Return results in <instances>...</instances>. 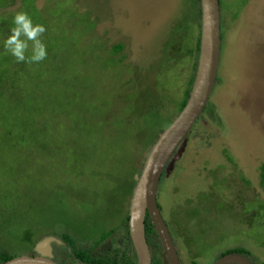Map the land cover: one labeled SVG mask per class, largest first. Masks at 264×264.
I'll return each mask as SVG.
<instances>
[{
  "label": "rangeland",
  "instance_id": "1",
  "mask_svg": "<svg viewBox=\"0 0 264 264\" xmlns=\"http://www.w3.org/2000/svg\"><path fill=\"white\" fill-rule=\"evenodd\" d=\"M11 1L7 12L20 7V0ZM22 4L34 6L46 28L42 39L52 42L57 56L51 66L58 67V75H67L73 87L59 84L52 98L68 97L75 106V92L81 102L73 115L82 118L85 129L75 133L69 119L55 138L56 147L62 143L52 161L35 163L29 173L20 171L10 179L23 184L16 188L23 200H11L7 193L12 184L0 180V219L13 203L24 213H18L16 224L14 219L5 224L0 245L25 255L28 244L7 233L11 229L21 238L29 228L34 235L44 234L38 243L47 244L57 261L81 264L59 237L49 235L77 230L79 240H94L110 227L117 230L128 213L138 164L178 115L195 62L193 51H186L191 52L198 35V15L189 7L191 0ZM219 6L221 50L210 108L175 164L163 173L156 199L182 264H212L219 253L233 248L250 253L251 264H264V210L259 209L264 205L259 183L264 161V0H220ZM113 44L123 45V64L112 59L108 45ZM92 113L99 122L90 121ZM42 153L37 160H46Z\"/></svg>",
  "mask_w": 264,
  "mask_h": 264
},
{
  "label": "trees",
  "instance_id": "2",
  "mask_svg": "<svg viewBox=\"0 0 264 264\" xmlns=\"http://www.w3.org/2000/svg\"><path fill=\"white\" fill-rule=\"evenodd\" d=\"M22 2L23 0H20V7L14 12H7L12 1L0 0V13L4 15L3 13L6 12V15H4L5 17L2 15L0 16V180L2 182H4L3 180H7V182H5V185L7 186L12 184V193H7L11 200H16L17 198L22 199L24 196H17L18 191H16V188L19 187L17 190H20L22 188L21 185L23 184L17 183L14 179H10L15 178L20 171L29 173L27 169L34 167L35 163L42 165L43 162L45 164L48 161H52L53 156L58 154V151L56 152V150L62 143L60 142L56 147L55 138H57L58 135L63 134V129H65L69 119L71 120L72 130L75 133L79 134L85 129L84 122L81 120L82 118L79 119L73 115V110H77L75 107L79 109L78 104L81 102L80 97L75 92L73 99L76 100L75 106L74 101H71L68 97L62 98L61 100H55V98H52L59 84L62 86H69L71 83L67 80V75H58V67L51 66L52 62H54L57 57L56 54H53V48L50 47V44L52 43L51 41L47 38L43 40L46 44L48 54L47 59L38 65L17 63L12 56L5 54L2 46L3 39L10 34L9 28L15 12L23 10L32 17L34 23H39L37 19L38 15L34 6L31 4L29 6H23ZM191 3L192 6H189L190 9H195L198 15L197 21L195 20L198 35L194 37V44L191 52L186 51V54H191L193 51L195 62L191 71L192 75L189 76L182 94L183 99L178 104V113L184 107L189 97L195 77L199 54L201 25L200 1L191 0ZM191 24L193 27V23L188 22L189 28L191 27ZM108 48L111 49L112 54L115 55L113 57L111 55L112 59L117 63L122 62L123 64L124 56L121 54L123 51V45L113 44L111 46L108 45ZM119 56L121 57L119 58ZM215 83H217V77ZM113 87H115L114 84ZM71 89L73 90L72 85ZM70 101L72 102V105H67ZM58 107H60V110H58ZM209 108L210 106L207 103L205 109L188 133L186 142L195 128H198L197 125L201 116L205 111L209 110ZM59 112L62 117L58 116ZM89 119L90 121L97 123L100 118H98V115L92 113ZM96 130H98V128H96ZM149 150L150 149H148V151ZM39 151L40 153L44 152L45 161L40 158L37 160ZM41 155H43V153ZM49 155L51 156L50 159L48 158ZM226 158L228 161H231L229 156ZM33 159H35V161H33ZM142 163L138 164L137 170H139V166L142 168ZM173 164H175V161H173L172 165ZM21 167L23 168L21 169ZM259 171V183L264 191V161L259 166ZM162 177L163 174L161 178ZM242 180L245 184H248L246 179L242 178ZM4 189L7 191L5 186ZM25 189L26 187L23 186L21 191L23 195H27L28 193V190ZM11 209L12 215L9 213ZM259 209L264 210V205H260ZM10 210L8 211L5 209L0 219V236L2 237L4 235V238H6V230H4L5 224L10 219H14L15 223L18 213L20 216H23L24 214L19 212L20 209L15 203L11 204ZM22 211L25 212L26 210L24 209ZM127 220L128 213L125 212L120 225L117 226V230L116 226L110 227L109 230L106 229L104 232H101L98 238L94 240H87L90 239L89 237L79 240L77 237V230L74 232H52L49 236L59 237L60 240L71 249L74 257L73 260H76L81 264H136V256L128 235ZM144 233L150 253L151 264H164L160 242L147 215L144 221ZM23 234L24 236L20 238L17 236L18 234L11 229L7 233L8 236L10 235L11 239H14L17 242L19 241V243L26 242L28 244L29 249L27 252H24L26 253L25 256H35L36 245L40 241L38 237H44V234L34 235L33 231L29 228L23 231ZM10 242L13 243L12 241ZM262 244L264 246V243ZM233 253L244 256L250 255V253L243 248H233L224 251L220 256ZM18 256L23 255L12 253L9 248L0 245V264ZM59 264H66V262L61 260Z\"/></svg>",
  "mask_w": 264,
  "mask_h": 264
},
{
  "label": "water",
  "instance_id": "3",
  "mask_svg": "<svg viewBox=\"0 0 264 264\" xmlns=\"http://www.w3.org/2000/svg\"><path fill=\"white\" fill-rule=\"evenodd\" d=\"M200 1V42L197 68L189 97L177 117L162 131L151 146L128 207V235L136 256V264H151L145 240L144 221L149 217L162 248L164 264H180L175 245L157 204V188L161 176L182 153L186 137L205 109L212 93L220 57L219 0ZM35 256H18L3 264H59L53 260L51 248L38 243ZM215 264H251L247 257L226 254Z\"/></svg>",
  "mask_w": 264,
  "mask_h": 264
},
{
  "label": "clouds",
  "instance_id": "4",
  "mask_svg": "<svg viewBox=\"0 0 264 264\" xmlns=\"http://www.w3.org/2000/svg\"><path fill=\"white\" fill-rule=\"evenodd\" d=\"M46 32L44 25L34 23L25 11L14 13L9 35L3 39L5 54L17 63L26 65L40 64L47 59V47L42 37Z\"/></svg>",
  "mask_w": 264,
  "mask_h": 264
},
{
  "label": "flooded vegetation",
  "instance_id": "5",
  "mask_svg": "<svg viewBox=\"0 0 264 264\" xmlns=\"http://www.w3.org/2000/svg\"><path fill=\"white\" fill-rule=\"evenodd\" d=\"M185 148V147H184ZM184 150V149H183ZM183 152V151H182ZM173 240V239H172ZM173 243H174V245H176L175 244V242L173 241ZM175 249H176V251H177V255H178V259H179V262H180V264H182V261L180 260V257H179V252H178V249L176 248V246H175ZM223 252H221V253H219L218 255H217V257L215 258V260L213 261V263L212 264H215V262L220 258V257H222V256H220V254H222ZM52 255H53V260L55 261V262H57V263H59L56 259H55V254H54V252H52ZM226 255V254H225ZM224 256V255H223ZM241 256H244V255H241ZM244 257H247L248 259H249V255L248 256H244ZM251 263V262H250Z\"/></svg>",
  "mask_w": 264,
  "mask_h": 264
}]
</instances>
